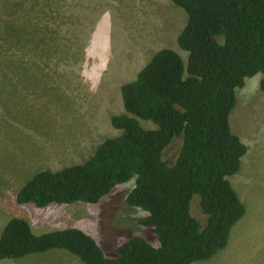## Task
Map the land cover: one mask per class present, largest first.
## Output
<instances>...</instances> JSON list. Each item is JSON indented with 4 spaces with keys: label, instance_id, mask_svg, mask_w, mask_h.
Returning <instances> with one entry per match:
<instances>
[{
    "label": "trees",
    "instance_id": "16d2710c",
    "mask_svg": "<svg viewBox=\"0 0 264 264\" xmlns=\"http://www.w3.org/2000/svg\"><path fill=\"white\" fill-rule=\"evenodd\" d=\"M24 1L12 8L21 20H0V39L19 49L39 38L28 35L36 16ZM172 1L188 14L177 37L179 47L188 52L187 61L174 49L158 50L121 87L125 111L111 116L121 133L105 138L82 163L39 170L15 198L18 204L40 208L78 201L96 204L118 185L134 180L126 203L146 213L139 223L153 228L159 245L134 235L108 256L79 227L37 233L25 217L13 216L0 233V260L61 248L85 264H191L227 246L233 227L247 212L230 177L241 170L248 146L232 129L230 118L237 89L247 78L261 73L264 91V0ZM0 53L16 71L12 56ZM140 119L157 126L146 128ZM180 135L179 155L168 163L164 151ZM195 194L201 196L204 224L191 212Z\"/></svg>",
    "mask_w": 264,
    "mask_h": 264
},
{
    "label": "rangeland",
    "instance_id": "374dc122",
    "mask_svg": "<svg viewBox=\"0 0 264 264\" xmlns=\"http://www.w3.org/2000/svg\"><path fill=\"white\" fill-rule=\"evenodd\" d=\"M0 0V20L20 19L13 5ZM36 16L25 48L0 51L18 63L16 71L0 53V233L13 216L25 217L37 233L71 226L91 234L108 256L134 235L154 245L153 228L139 219L146 213L130 207L126 197L134 180L120 184L98 203L18 204L17 191L42 169L59 170L84 162L120 129L113 114L125 111L121 87L160 49L171 48L187 61L177 37L187 21L184 8L172 0H25ZM9 5L8 10L5 8ZM3 21H0L2 29ZM42 36V38H40ZM24 39H31L27 35ZM26 41V40H24ZM237 90L231 127L247 144L241 170L230 177L247 212L233 227L226 247L207 260L191 264H264V91L262 74ZM146 128L157 126L140 119ZM177 136L164 151L174 163L182 146ZM191 212L202 224L206 216L195 194ZM0 264H85L68 250L55 248Z\"/></svg>",
    "mask_w": 264,
    "mask_h": 264
},
{
    "label": "clouds",
    "instance_id": "9594fccd",
    "mask_svg": "<svg viewBox=\"0 0 264 264\" xmlns=\"http://www.w3.org/2000/svg\"><path fill=\"white\" fill-rule=\"evenodd\" d=\"M187 22V21H186ZM186 25V24H185ZM184 28V27H183ZM182 28V29H183ZM182 31V30H181ZM180 53V52H179ZM181 54V53H180ZM261 75V74H260ZM261 78V77H260ZM248 79V78H247ZM247 79H246V81H247ZM238 90V89H237ZM244 158V157H243ZM135 182V181H134ZM128 183V182H127ZM154 245V244H153ZM159 245V244H158ZM158 245H155V246H158Z\"/></svg>",
    "mask_w": 264,
    "mask_h": 264
}]
</instances>
